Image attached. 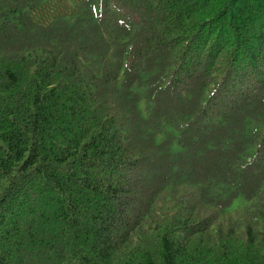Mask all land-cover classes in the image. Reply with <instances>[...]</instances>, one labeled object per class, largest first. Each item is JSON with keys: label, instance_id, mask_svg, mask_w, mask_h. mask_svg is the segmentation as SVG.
<instances>
[{"label": "trees", "instance_id": "trees-1", "mask_svg": "<svg viewBox=\"0 0 264 264\" xmlns=\"http://www.w3.org/2000/svg\"><path fill=\"white\" fill-rule=\"evenodd\" d=\"M0 264H264V0H0Z\"/></svg>", "mask_w": 264, "mask_h": 264}]
</instances>
